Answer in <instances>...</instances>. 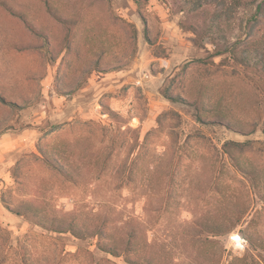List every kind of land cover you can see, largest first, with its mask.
Returning a JSON list of instances; mask_svg holds the SVG:
<instances>
[{
    "label": "rangeland",
    "instance_id": "obj_1",
    "mask_svg": "<svg viewBox=\"0 0 264 264\" xmlns=\"http://www.w3.org/2000/svg\"><path fill=\"white\" fill-rule=\"evenodd\" d=\"M261 1L229 18L192 0H0V263L23 244L41 264H127L40 213L137 230L157 264H264V23L242 30Z\"/></svg>",
    "mask_w": 264,
    "mask_h": 264
},
{
    "label": "trees",
    "instance_id": "obj_2",
    "mask_svg": "<svg viewBox=\"0 0 264 264\" xmlns=\"http://www.w3.org/2000/svg\"><path fill=\"white\" fill-rule=\"evenodd\" d=\"M140 5L139 0H136ZM239 0H234L237 2ZM195 4L196 9H201L208 4L218 3L220 8L217 9V16L223 17L227 16L229 18L233 15L234 2L228 3L227 0H192ZM244 15V23L242 25V30L247 28L251 31L258 30L261 31V24L264 23V0H262L258 4H252L251 8L248 12H245ZM240 44L247 45V42L244 38L236 42L234 45L228 47L225 51H218L215 56H220L225 53H231V55H237L238 46ZM264 60V59H263ZM264 63V61H262ZM264 82V80H263ZM61 173L65 175H69L64 170H60ZM18 215H23L21 212H17ZM37 226L44 230H48L50 232H54L57 234H72L76 238L80 240H88L89 238H96L98 240V248L101 252L108 254L116 259L123 258L127 264H157V256L155 253H149V256L144 255L145 248L143 247V242L140 239L139 232L137 230H132L128 232L126 235L119 236V234L109 228L107 226L110 222L105 220L102 225H96L92 228L81 229L76 223L73 222H58L55 220L53 223H49L46 221L45 216L37 213ZM108 224V225H107ZM21 264H41L43 262V258L41 254L34 249H29V246L21 244ZM80 252L77 253H68L66 257L75 258V260L80 259ZM69 255V256H68ZM113 264H117L116 262L110 261ZM107 260V261H108ZM104 261H100L97 264H103ZM2 264V263H0Z\"/></svg>",
    "mask_w": 264,
    "mask_h": 264
},
{
    "label": "built area",
    "instance_id": "obj_3",
    "mask_svg": "<svg viewBox=\"0 0 264 264\" xmlns=\"http://www.w3.org/2000/svg\"><path fill=\"white\" fill-rule=\"evenodd\" d=\"M230 240L236 249H243L247 245L246 239L241 234H232Z\"/></svg>",
    "mask_w": 264,
    "mask_h": 264
}]
</instances>
